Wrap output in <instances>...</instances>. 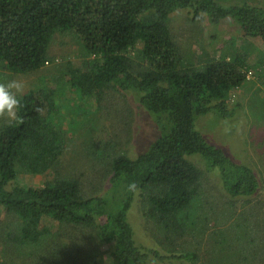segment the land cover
Masks as SVG:
<instances>
[{
    "label": "trees",
    "instance_id": "16d2710c",
    "mask_svg": "<svg viewBox=\"0 0 264 264\" xmlns=\"http://www.w3.org/2000/svg\"><path fill=\"white\" fill-rule=\"evenodd\" d=\"M181 9L196 21L208 17L217 27L231 19L243 36L264 41V7L247 1L0 0V63L8 75L33 73L53 63L49 48L57 33L71 35L82 57L80 65L62 62L45 77L54 85L44 83L19 96L15 119L0 120V206L17 218V226L0 224V264H12L6 261L7 244L28 250L47 246L48 218L92 228L70 264H102L97 243L110 249L109 264H148L151 254L165 260L167 254L136 239L131 207L139 197L143 217L160 226L159 234L171 236V242L191 234L198 226L192 209L202 196L205 173L193 156L205 161L206 170L218 172L232 199L260 190L255 170L211 144L199 125L210 116L230 120L238 114L240 105L230 104L229 95L255 66L243 54L201 66L182 55L169 26L171 15ZM138 43L140 60L134 62L129 51ZM110 90L128 92L160 125L159 134L135 157L117 154L114 139L92 150L95 143L89 138L99 128L94 116L75 120L70 136L63 127V96L71 94L76 103L100 102ZM77 135L90 140L88 153L101 162L94 167L109 176L110 189L103 195L85 197L79 179L62 173L66 142H77ZM26 172H52V177L43 187L25 186L17 177ZM17 255L18 264H28ZM171 257L194 261L196 252Z\"/></svg>",
    "mask_w": 264,
    "mask_h": 264
},
{
    "label": "rangeland",
    "instance_id": "374dc122",
    "mask_svg": "<svg viewBox=\"0 0 264 264\" xmlns=\"http://www.w3.org/2000/svg\"><path fill=\"white\" fill-rule=\"evenodd\" d=\"M220 1L227 5L247 1L264 7V0ZM208 20V17L193 20L187 9L178 10L171 15L169 26L182 55L192 58L194 64L201 66L214 59L225 57L229 60L236 54H243L255 68H251L246 82L229 95L230 104L240 105L238 114L230 120L210 116L199 125L211 144L223 148L235 161L255 170L260 178L261 188L253 196L232 199L224 191L218 172L206 170L205 161L200 156H193L191 160L204 168L205 173L201 181L202 196L195 202L196 210L192 209V213L196 211L195 214L198 215V226L192 235L175 236L171 242V236L164 238L159 234L160 226L143 217L139 197L131 207L130 220L136 230V239L142 245L159 249L168 255V258L161 260L157 255L151 254L148 264H264V41L243 36L231 19H225L219 27ZM71 37L57 33L49 48V54L55 57V61L36 72L8 75L10 71L0 63V84L11 80L19 81L22 89L16 94L20 97L44 83L54 85L55 80L46 81L45 77L55 72L62 62L70 61L74 65L82 63L79 45ZM141 47L142 44L138 43L129 51L134 62L140 60ZM71 98L70 94V97L65 95L61 99L63 111L67 114L63 127L66 126L70 136L76 131L71 132L75 120L82 119L83 115L84 118L94 116L99 128L89 138L95 143L91 146L92 150L103 147L110 139H114L117 154L135 157L159 134L158 122L149 112L140 109L128 92L107 91V97L103 96L100 102L86 99V102L80 100L76 103ZM0 120L3 122L13 119L3 115ZM90 140L82 135H77V142L67 140L61 161L62 173L73 174L75 176L70 177L79 179L85 197L103 195L110 189V184L107 183L109 176L94 167L101 163L100 160L88 153ZM51 177L52 172L46 175L26 172L20 173L17 181L25 186L43 187L44 182ZM5 209L0 206V224L17 226V218ZM46 222L47 226H51L47 246H30L28 250V247L7 244L6 261L18 264L17 253L25 256L28 264H37V260L39 264H70L77 258L79 253L76 249L85 247L89 229L92 231V228L60 223L52 218L46 219ZM196 231L199 232V237ZM158 237L164 239V245L162 240L157 242ZM97 246L98 251L103 254L102 264H109L110 249L101 243H97ZM189 250L196 252L194 261L171 257L172 254ZM2 253L3 245L0 243V258ZM37 254L42 258L37 257Z\"/></svg>",
    "mask_w": 264,
    "mask_h": 264
},
{
    "label": "clouds",
    "instance_id": "9594fccd",
    "mask_svg": "<svg viewBox=\"0 0 264 264\" xmlns=\"http://www.w3.org/2000/svg\"><path fill=\"white\" fill-rule=\"evenodd\" d=\"M21 89L22 84L16 80L0 84V116L6 115L10 119L16 118L17 109L20 107V98L16 93Z\"/></svg>",
    "mask_w": 264,
    "mask_h": 264
}]
</instances>
